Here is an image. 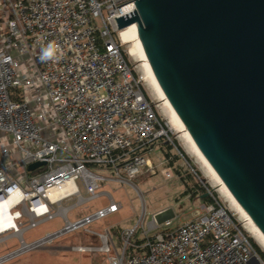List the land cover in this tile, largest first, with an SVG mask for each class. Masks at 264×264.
<instances>
[{
	"label": "built area",
	"instance_id": "2783aa9c",
	"mask_svg": "<svg viewBox=\"0 0 264 264\" xmlns=\"http://www.w3.org/2000/svg\"><path fill=\"white\" fill-rule=\"evenodd\" d=\"M135 9V0H0V200L14 186L20 190L10 209L17 225L9 231L20 228L22 235L61 213L65 224L54 238L84 228L100 244L73 249L102 253L107 264H264L245 230L246 219L207 186L213 201L204 206L205 215L173 230V220L159 221L160 213L147 225L142 216L121 232L120 242L110 228L95 230L93 224L120 210L113 197L69 220L63 201L100 198V181L134 184L157 174L164 162L150 160L154 144L161 139L174 144L157 103L135 75L121 35L126 27L116 21ZM49 43L58 46L57 58L42 61L41 49ZM35 162L45 164L29 170ZM90 165L113 166L114 176ZM161 173L171 177L167 168ZM67 183L71 190L60 199L50 197ZM55 206L65 213L53 211Z\"/></svg>",
	"mask_w": 264,
	"mask_h": 264
},
{
	"label": "water",
	"instance_id": "95a60500",
	"mask_svg": "<svg viewBox=\"0 0 264 264\" xmlns=\"http://www.w3.org/2000/svg\"><path fill=\"white\" fill-rule=\"evenodd\" d=\"M135 6L115 17L119 28L132 24L184 131L264 235V0H135ZM48 236L41 240L54 238Z\"/></svg>",
	"mask_w": 264,
	"mask_h": 264
},
{
	"label": "rangeland",
	"instance_id": "374dc122",
	"mask_svg": "<svg viewBox=\"0 0 264 264\" xmlns=\"http://www.w3.org/2000/svg\"><path fill=\"white\" fill-rule=\"evenodd\" d=\"M133 44L134 41L127 45L129 51L130 47L133 48ZM129 60L134 67L136 77L141 79L144 90L157 103L159 107L158 113L162 116L166 126L172 131V137L177 144V146L173 144L172 152L181 149L192 165L180 157L177 167L174 168V170L177 169L180 172L174 177L175 171H172V178L164 177L160 171L166 167H161L157 174L144 177L134 184H122L113 180L100 181L99 192L104 193L100 198L93 201L84 200L81 202L79 198L74 196L62 202V206L69 210L67 212L69 220L75 221L82 218L85 214L105 206L109 202V198L113 197L115 201L120 202L122 205L120 210L104 220L93 224L95 230L112 228L113 232L133 228L140 223L142 216H144V225H147L152 219L153 214L163 209H166L167 212L159 217V221L163 222L165 218L170 217L171 213H173V224L177 226L182 222L205 215L206 211L203 205L205 201L201 198L204 193L200 192L196 197L190 196L192 190L195 189V185L199 184L206 189L205 194L208 193L206 186L211 189L221 203L230 208L236 217L243 221V216H241L231 200L220 191L221 187L219 183L212 178L205 163L192 152L183 132L175 123L170 108L161 99L151 83L144 61L139 57H129ZM167 151V148H163L161 153L164 155ZM152 157L158 160L157 155L154 154ZM90 168L94 172L105 176H114L115 173L113 166L90 165ZM193 168L199 172V175L196 174ZM177 179L181 180L177 181ZM78 184L82 194L86 197L82 181L79 180ZM144 209L145 213L143 215ZM53 211L65 213L58 206H55ZM27 222V218L23 220L24 225ZM64 224L65 220L60 213L55 218L43 221L37 227L25 231L22 235L13 231L0 235V257L13 251L17 252L16 255L0 264H107L106 256L102 253H82L73 249L76 245L96 246L100 244L98 239L88 234L84 228L65 233L44 243L40 242L36 247L23 249V241L24 243H33L41 240L62 229ZM139 229H142V227L140 226ZM245 230L257 249L264 254L263 246L254 237L252 228L248 223L245 225ZM139 234L141 236V232ZM114 236L115 240L118 241L117 236ZM22 238L23 240H21Z\"/></svg>",
	"mask_w": 264,
	"mask_h": 264
},
{
	"label": "bare ground",
	"instance_id": "6f19581e",
	"mask_svg": "<svg viewBox=\"0 0 264 264\" xmlns=\"http://www.w3.org/2000/svg\"><path fill=\"white\" fill-rule=\"evenodd\" d=\"M134 24V23H133ZM121 35L122 38L125 42L127 43H131L132 41H134L133 44V48L130 47V55L131 57H139L141 58L142 61H144V64L146 66V70L148 72L149 78L151 80V83L153 84L155 90L158 92L159 96L161 97V99L163 101H165V103L168 105V107L170 108V111L172 113V116L174 118L175 123L177 124V126L180 127V130L183 132V135L185 136L187 142L189 143L191 150L193 153H195L199 158L202 159V161L205 163L206 167L208 168V171L210 172L212 178L219 183L221 189L220 191L226 196L228 197L231 202L233 203V205L236 207V209L239 211V213L241 214V216H243L244 219H246V222L250 225V227L252 228V232L254 237L260 242V244L263 246L264 248V235L258 230V228L255 226V224L252 222V220L249 218V216L244 212V210L238 205V203L234 200V198L231 196V194L229 193V191L227 190V188L224 186V184L222 183V181L219 179V177L213 172V170L208 166V164L206 163L205 159L202 157V155L199 153V151L196 149L195 145L193 144L192 140L190 139V137L188 136V134L184 131V128L182 127L181 123L179 122L178 118L176 117L175 113L173 112L168 100L166 99L164 93L162 92L160 86L158 85L157 81L155 80V78L153 77L152 73L149 71L145 60L142 58V55L140 54V50L137 46V44L135 43V39H134V35H133V27L132 24H130L129 26H127L125 29H123L121 31ZM132 40V41H131ZM178 127V128H179ZM72 183H67L64 186H62V188H57V189H53L50 192V197L52 199H60V197L66 193V191L71 190L72 188ZM11 209V208H10ZM9 215L12 216V222L10 223L8 228H2V226H0V235L4 234L5 232L9 231V229L15 227L16 221L14 220V215L13 213L10 211ZM247 223H245V225H247ZM20 228H18V231H14V233H20ZM42 243L44 242L43 240H41ZM38 245V244H36ZM32 246H29L28 244L23 242V249H27L30 248Z\"/></svg>",
	"mask_w": 264,
	"mask_h": 264
},
{
	"label": "clouds",
	"instance_id": "9594fccd",
	"mask_svg": "<svg viewBox=\"0 0 264 264\" xmlns=\"http://www.w3.org/2000/svg\"><path fill=\"white\" fill-rule=\"evenodd\" d=\"M59 52L58 46L54 43H49L46 47L41 49L40 59L42 61H48L57 58ZM20 195V190L17 187H13L12 191L8 193V196L4 200H0V226L2 228H8L12 222V216L9 215L10 208L18 203L19 200L16 199Z\"/></svg>",
	"mask_w": 264,
	"mask_h": 264
},
{
	"label": "crops",
	"instance_id": "0c3cea01",
	"mask_svg": "<svg viewBox=\"0 0 264 264\" xmlns=\"http://www.w3.org/2000/svg\"><path fill=\"white\" fill-rule=\"evenodd\" d=\"M163 148H167V147H165V145H161V140L157 143V144H154V147H153V151H151L150 152V154H149V156H151L152 157V155H157V157H158V160H155L154 159V157H149L150 158V160L154 163V164H157V163H159V162H164V167H166L167 169H169L170 170V172H171V177H169V178H172L173 177V175H172V171H175V174H174V177L176 176V175H178L179 174V172H180V170H179V172H178V170L177 169H175L174 170V168H176L177 167V162H178V156H176V155H174L175 153H177V154H179V151H176V152H172V150L170 151L173 155H171V157H167L166 156V154H162L161 153V151H162V149ZM179 156H180V154H179ZM181 157V156H180ZM174 158H176L174 161H173V164H171V161L174 159ZM157 161V162H156ZM177 171V172H176ZM160 173H161V171H160ZM162 174V173H161ZM163 175V174H162ZM164 177H166L165 175H163ZM166 178H168V177H166ZM179 178V177H178ZM181 179H177V181H180ZM193 190H195L194 192H197V189L195 188V189H193ZM190 196L191 197H193V192H192V194H190ZM205 197V194H203L202 196H201V198L203 199ZM207 204H209V202H207V201H205L204 202V206L205 205H207ZM122 206V205H121ZM167 212V210L166 209H163V210H159L158 212H156V213H160V215H159V217L161 216V215H163V214H165ZM155 213V214H156ZM165 217V216H164ZM167 218H171L172 220H173V213H171V215H170V217H167ZM166 219V218H165ZM190 221V220H189ZM185 222H187V221H185ZM185 222H182V223H180L179 225H174V224H172V226L169 228V230H173V229H175V228H177V227H179L180 225H182L183 223H185ZM112 229V228H111ZM118 230V229H117ZM124 229H121V231H120V234H121V232L123 231ZM117 232H119V230L118 231H113V233H114V235H116L117 236V239H118V242H120V240H119V234H117ZM114 238H115V236H114ZM14 252V251H13ZM12 253V252H11Z\"/></svg>",
	"mask_w": 264,
	"mask_h": 264
},
{
	"label": "trees",
	"instance_id": "16d2710c",
	"mask_svg": "<svg viewBox=\"0 0 264 264\" xmlns=\"http://www.w3.org/2000/svg\"><path fill=\"white\" fill-rule=\"evenodd\" d=\"M165 145V147H167V149H168V151L166 152V156L169 158V157H171V155H173L170 151L173 149V144L171 143V142H167L165 139H161V145ZM174 145L175 146H177V144H176V142L174 141ZM181 152H183L181 149H179ZM174 155H176V156H178V158H180V156H179V154H177V153H175ZM186 156V155H185ZM187 157V156H186ZM176 158H174L172 161H171V164H173V161L175 160ZM192 165V164H191ZM194 169V168H193ZM195 170V169H194ZM195 172H196V174H198L199 175V172H197L196 170H195ZM195 188L197 189V192H194L195 190H192V192H193V197H196L197 196V194H199L200 192H202V193H204L205 194V191H206V189L205 188H203L201 185H195ZM185 193H187V192H185ZM201 193V194H202ZM203 200L204 201H207V202H212L213 201V199H212V197L211 196H205L204 198H203ZM120 231L121 230H119V232H117V234H119L120 235ZM138 242H140L139 240H138ZM253 243V242H252ZM253 245H254V247L256 248V250L260 253V255L264 258V254L263 253H261L258 249H257V247H256V245L253 243ZM135 252V249L134 248H130L129 249V254H133Z\"/></svg>",
	"mask_w": 264,
	"mask_h": 264
}]
</instances>
